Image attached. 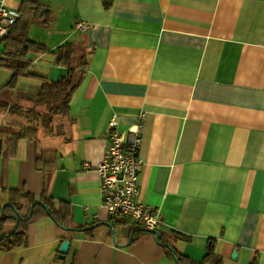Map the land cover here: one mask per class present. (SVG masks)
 Wrapping results in <instances>:
<instances>
[{"label": "crops", "instance_id": "obj_1", "mask_svg": "<svg viewBox=\"0 0 264 264\" xmlns=\"http://www.w3.org/2000/svg\"><path fill=\"white\" fill-rule=\"evenodd\" d=\"M0 7L22 14L26 2ZM74 11L63 38L36 42L47 52L26 56L13 89L12 71L0 67V103L30 109L45 83L68 76L56 50L69 42L88 49L62 119L67 130L56 123L48 137L41 125L0 111V222L15 200L27 218L32 196L68 209L61 226L74 232L39 219L27 228L26 247L0 250V264H175L155 236L115 224L103 208L95 170L108 127L116 120L127 133L142 115L138 201L159 213L164 243L183 264H203L212 249L223 264H264V0H113L109 9L102 0H75ZM41 152L49 156L39 163ZM14 227L9 219L2 235Z\"/></svg>", "mask_w": 264, "mask_h": 264}, {"label": "trees", "instance_id": "obj_2", "mask_svg": "<svg viewBox=\"0 0 264 264\" xmlns=\"http://www.w3.org/2000/svg\"><path fill=\"white\" fill-rule=\"evenodd\" d=\"M41 1L42 0H25V12L20 14L21 18L11 29L9 36L0 43V45H2L6 41L9 42L6 46V55L3 59H0V67L6 68L13 73L8 88L13 89L15 87L18 79L29 66V63L25 60L26 56L29 54L42 55L47 52L45 46L32 42L29 38V34L33 28H48L51 24V11L49 8L43 6ZM102 1L106 9L111 8L113 5V0ZM26 13L31 14L26 16ZM55 53L68 69V76L66 78L56 83H45L37 101L32 104L30 109H25L19 104L8 105L0 103V111H8L11 115L24 117L31 125L37 127L41 125L48 137L53 136L54 126L57 121L69 116V105L72 95L81 85L82 75L88 66V49L83 44L69 42L58 48ZM78 55H81V57L79 58ZM47 154L48 153L45 152L40 153L39 163L48 159L45 158L49 156ZM25 198L30 206L29 210L33 205L43 202V200H37L32 196H26ZM14 203V206L17 208H22L23 206L18 200H15ZM44 205L51 209L52 216L60 225L61 217H67L69 215L68 209L64 208L57 210L49 200H46ZM5 216H3L0 222V237L2 236L4 225L8 223L9 220ZM46 216L48 215L43 208L36 207L31 221L21 224L17 232L11 238L0 244V250L9 253L18 247H26L28 244L27 228L37 220ZM161 238L160 242L163 245H167ZM166 252L167 256L173 259L170 251L167 250ZM178 260L183 264V259L181 257H178ZM203 264H223V261L212 249L209 251Z\"/></svg>", "mask_w": 264, "mask_h": 264}, {"label": "built area", "instance_id": "obj_3", "mask_svg": "<svg viewBox=\"0 0 264 264\" xmlns=\"http://www.w3.org/2000/svg\"><path fill=\"white\" fill-rule=\"evenodd\" d=\"M20 18L19 13L0 7V43L9 36ZM76 29L86 32L88 27L79 24ZM144 120L142 115L127 133L119 131L116 120L110 123L107 153L95 171L101 179L103 208L115 224L124 220L145 230L159 232L163 227L159 213L138 201L141 194Z\"/></svg>", "mask_w": 264, "mask_h": 264}, {"label": "rangeland", "instance_id": "obj_4", "mask_svg": "<svg viewBox=\"0 0 264 264\" xmlns=\"http://www.w3.org/2000/svg\"><path fill=\"white\" fill-rule=\"evenodd\" d=\"M43 6H48L51 10L52 22L48 28H34L29 34L32 42H43L50 46L54 42L63 38L68 30H71V24L75 21V0H42ZM80 58L81 55H78ZM3 78H0V86L3 84ZM58 132L67 130L68 125L65 121H58Z\"/></svg>", "mask_w": 264, "mask_h": 264}, {"label": "water", "instance_id": "obj_5", "mask_svg": "<svg viewBox=\"0 0 264 264\" xmlns=\"http://www.w3.org/2000/svg\"><path fill=\"white\" fill-rule=\"evenodd\" d=\"M36 207H41V208H43L44 211L47 213L48 217L51 219V221H53V222L57 225V227H59V228L62 229L63 231H66V232H74L73 230L66 229V228L62 227V226L56 221V219L52 216V211H51V209L48 208L47 206H45L43 203H37V204L33 205V206L31 207V209H30V213H29V215H28L27 218H23V217H22V215H21V213H20L21 208H17V207L12 206V205H4V206L2 207V213H3V215L5 216V213H4V212H5V210H6L7 208H8V209H11V210L13 211V216H11V217L5 216V217H7V218L10 219L11 221H13V222L15 223V227H14V229H13L10 233L5 234V235H2V236L0 237V244H1L3 241H5V240L11 238V237L17 232V230L19 229V227H20L21 224L28 223V222L31 221V219H32V217H33V214H34V210H35ZM105 227L108 228L109 230H111V232H112V234H113L114 237L116 236V231L114 230V227H113L112 225L108 224V225H105ZM143 231H144L145 233H148V234H151V235L155 236L156 243H157L158 245H160V246L166 248L167 250H169L170 253H171L172 256H173L174 263H175V264H180V262L178 261V258H177V256H176L175 251H174L169 245H161V242H160L161 234H160V233H158V232H151V231H148V230H145V229H144ZM82 232H83V231H82ZM115 241H116V240H115ZM115 241H114V242H115ZM131 243H132V241H131ZM131 243H130V244H131ZM69 249H70V242H68V241L63 242L62 245H61V247H60V249H59V259H60V260H63V261H64V260L66 259V256H67V254H68V252H69ZM236 259H237V254L235 253V254L233 255L232 260H233V261H236Z\"/></svg>", "mask_w": 264, "mask_h": 264}]
</instances>
